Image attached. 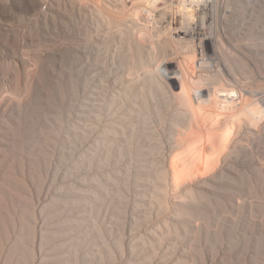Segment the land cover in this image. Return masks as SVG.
Returning <instances> with one entry per match:
<instances>
[{"label":"rangeland","instance_id":"1","mask_svg":"<svg viewBox=\"0 0 264 264\" xmlns=\"http://www.w3.org/2000/svg\"><path fill=\"white\" fill-rule=\"evenodd\" d=\"M147 1L0 0V264H264V100L195 120ZM236 1L216 72L264 93V0Z\"/></svg>","mask_w":264,"mask_h":264},{"label":"bare ground","instance_id":"2","mask_svg":"<svg viewBox=\"0 0 264 264\" xmlns=\"http://www.w3.org/2000/svg\"><path fill=\"white\" fill-rule=\"evenodd\" d=\"M234 5L238 6L236 0ZM142 11H146L147 18L152 22L151 28L152 25L158 24L161 12L166 15L165 21L168 23L166 27L173 44L171 51H167L174 60L176 58L177 62H166L165 59L161 64L160 76L179 95L180 100L190 102V107L196 113L195 120L199 121L203 116L214 121L213 112L215 111L212 110L214 107L219 112V116L217 117V114L215 116V122L225 120L231 113L239 111L245 96L258 97L263 102V92L244 90L237 85V82L222 80L216 72L230 67L219 46L223 38L228 37L220 32L225 28V19L224 11L218 3L212 1L211 4L209 1L198 0H149L146 5L139 8V14ZM184 55L194 59L193 63L188 65L187 60L184 64ZM187 67L193 71V77H190L191 73L188 74L185 70ZM187 79L190 81L191 88L188 87L190 84L186 83ZM259 107V110H264L263 105ZM244 109L251 116L256 114L251 106H246Z\"/></svg>","mask_w":264,"mask_h":264},{"label":"built area","instance_id":"3","mask_svg":"<svg viewBox=\"0 0 264 264\" xmlns=\"http://www.w3.org/2000/svg\"><path fill=\"white\" fill-rule=\"evenodd\" d=\"M93 1V0H88ZM198 1H215L224 11L225 28L221 30V34L225 37H243L251 29V18L247 22H239L240 8L234 5V0H198Z\"/></svg>","mask_w":264,"mask_h":264}]
</instances>
